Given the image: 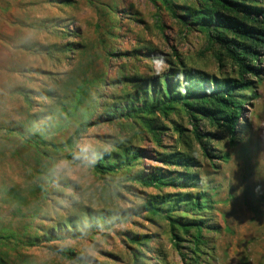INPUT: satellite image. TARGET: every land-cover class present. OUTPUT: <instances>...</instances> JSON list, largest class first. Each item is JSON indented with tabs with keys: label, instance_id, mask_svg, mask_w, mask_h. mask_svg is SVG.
<instances>
[{
	"label": "rangeland",
	"instance_id": "374dc122",
	"mask_svg": "<svg viewBox=\"0 0 264 264\" xmlns=\"http://www.w3.org/2000/svg\"><path fill=\"white\" fill-rule=\"evenodd\" d=\"M228 46L162 0H0V261L82 264L70 253L87 264H264V52L260 76L237 93L235 138L180 105L149 116L155 131L110 118L139 92L142 108L163 75L195 76L200 96L216 90L212 80L239 82ZM177 77L183 88L188 78ZM85 122L97 126L71 148L53 147ZM124 148L141 159L114 175L90 166L116 164ZM140 173L169 185L145 187L132 180ZM204 195L205 209L188 205ZM168 200L170 213L144 209L168 210Z\"/></svg>",
	"mask_w": 264,
	"mask_h": 264
},
{
	"label": "trees",
	"instance_id": "16d2710c",
	"mask_svg": "<svg viewBox=\"0 0 264 264\" xmlns=\"http://www.w3.org/2000/svg\"><path fill=\"white\" fill-rule=\"evenodd\" d=\"M162 1L174 11L175 16L183 20L186 26L199 27L210 36L214 35L216 39L229 45L227 52L233 64L239 69L240 81L218 83L212 80L213 82L211 83L215 87L217 86L216 90L214 92H206L203 96H200L194 90L195 85L190 87V83L195 76L189 75L184 70L178 75L175 72L171 75H163L160 78L164 79V87L161 88L160 84H158L156 89L155 85L151 99L146 97L149 90H144L143 94L145 97L144 101H141L143 104L142 108L135 107L136 103L140 101L139 92L136 97L126 102L127 105L124 108L115 110L110 118L115 117L118 120L140 119L146 123L149 129L155 131L154 120L149 118V116L156 114L167 116L171 111L175 110L176 106L180 105L189 113L193 109L198 108L199 111L209 117V121L213 125L228 129L233 138H235L241 115L244 113V103L237 99V93L250 90V86L245 80L247 76L259 77L262 72L254 66V63L260 61L261 54L264 52V0H202L204 3L203 9L197 10L189 7L183 8L180 12H175L176 8H178L176 6L177 0ZM179 75L188 78L183 88L180 87L176 82L177 79H175ZM199 86H201V83H199ZM197 98L199 99L198 102H194ZM96 126V124L90 122L81 123L65 144L61 146L54 145L53 147L56 150L71 148ZM21 135L24 136L23 133ZM196 138L202 143L204 136L197 132ZM42 143L45 145V142ZM116 157V164H111L106 159L100 158L99 162H93L90 166L100 174L114 175L124 167H130L141 159L138 151L128 148L122 149ZM185 167L189 168V165ZM132 180L148 188H162L169 185L160 176H150L145 173L138 174ZM171 201L168 200V207H170L168 210H165L164 206L157 202H149L144 209L154 216H161L170 213L175 203H180L178 199L173 201L174 204H171ZM207 204L208 198L204 195L202 199H197L188 205L196 210H202L207 207ZM169 219L173 226L178 224L172 217ZM202 223H198L200 224L198 226L199 232L202 230ZM70 225L75 230L73 224ZM90 225H92V222H90ZM182 226L185 232H190L189 226ZM48 239L49 242H57L64 241L65 238L50 237ZM35 241H39L38 238ZM65 255L73 257L79 263L87 264L84 258L80 256L70 253H65ZM0 264L6 263L0 261Z\"/></svg>",
	"mask_w": 264,
	"mask_h": 264
}]
</instances>
